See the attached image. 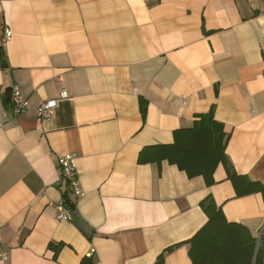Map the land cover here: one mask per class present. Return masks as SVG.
I'll list each match as a JSON object with an SVG mask.
<instances>
[{"label": "crops", "instance_id": "0c3cea01", "mask_svg": "<svg viewBox=\"0 0 264 264\" xmlns=\"http://www.w3.org/2000/svg\"><path fill=\"white\" fill-rule=\"evenodd\" d=\"M211 111L235 174L264 185V0H0V264H193L207 199L264 256L262 193L238 196L222 164L208 186L139 162Z\"/></svg>", "mask_w": 264, "mask_h": 264}, {"label": "trees", "instance_id": "16d2710c", "mask_svg": "<svg viewBox=\"0 0 264 264\" xmlns=\"http://www.w3.org/2000/svg\"><path fill=\"white\" fill-rule=\"evenodd\" d=\"M229 138L211 111L201 116L193 128L178 131L172 145L145 148L139 162L160 164L167 161L189 177L203 176L208 186L214 184L213 174L222 164L238 196L264 195V185L235 174L226 154ZM201 205L209 221L188 243L193 264H264L258 239L246 227L229 223L211 199ZM162 259L163 256L160 263Z\"/></svg>", "mask_w": 264, "mask_h": 264}, {"label": "built area", "instance_id": "2783aa9c", "mask_svg": "<svg viewBox=\"0 0 264 264\" xmlns=\"http://www.w3.org/2000/svg\"><path fill=\"white\" fill-rule=\"evenodd\" d=\"M12 32L10 30L5 31L4 43L10 40ZM66 91L61 92V98H66ZM11 105L13 113L17 116L23 115L29 105L28 100L22 95L17 87H14L11 91ZM56 100H48L41 103L38 109V116L41 119H48L52 116L54 109L56 108ZM59 171L61 178L66 182L70 193L75 196L76 199L83 197L84 193L80 187L77 169L75 165L74 155L68 154L59 159ZM73 208L67 207L65 203H62L58 207V218L60 220H70ZM94 252V251H92ZM7 259V253L0 251V260Z\"/></svg>", "mask_w": 264, "mask_h": 264}]
</instances>
